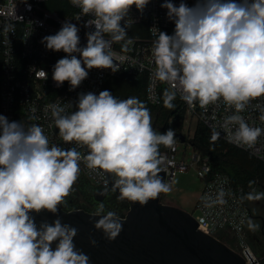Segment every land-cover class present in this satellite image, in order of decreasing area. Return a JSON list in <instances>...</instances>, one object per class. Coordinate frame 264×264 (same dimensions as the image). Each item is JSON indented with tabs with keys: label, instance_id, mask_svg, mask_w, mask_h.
Listing matches in <instances>:
<instances>
[{
	"label": "clouds",
	"instance_id": "clouds-1",
	"mask_svg": "<svg viewBox=\"0 0 264 264\" xmlns=\"http://www.w3.org/2000/svg\"><path fill=\"white\" fill-rule=\"evenodd\" d=\"M71 3L94 17L85 24L95 26V31L86 33L87 45L78 46L79 29L71 23L41 42L48 50L69 54L56 62L52 79L58 86L68 81L75 89L88 77L86 68L116 71L111 42L126 35L130 21L125 27L121 21L129 10L135 6L142 12L149 0ZM161 7L167 9L175 31L173 35L159 31L154 42L156 79L179 89L189 106L198 101L201 108L223 99L239 113L250 100L264 96V0H198L193 7L183 2L177 7L166 0ZM105 33L111 35V41L103 38ZM37 75L43 80L48 76L43 69ZM175 95V91L165 90V107H174ZM77 109L66 114L63 107L51 106L59 136L64 143L87 148L83 159L90 169L116 177L113 190H119L120 199L144 205L169 191L159 176L164 163L159 146L173 147L176 133L173 129L157 133L143 102L135 97L118 100L104 90L99 95L81 93ZM260 119L264 121V115ZM230 125H237L229 131V139L236 144L250 146L264 132L250 127L240 115L228 116L223 127L229 129ZM218 135L214 133V137ZM81 159L77 147H50L41 126L25 128L0 115V264H89V256L73 243L75 227L56 219L51 225L41 224L38 230L29 215L42 210L57 212L78 178ZM262 197L264 193L249 195L255 200ZM115 216L108 212L94 225L109 241L122 231ZM90 244L95 247L97 241L90 240Z\"/></svg>",
	"mask_w": 264,
	"mask_h": 264
},
{
	"label": "built area",
	"instance_id": "built-area-1",
	"mask_svg": "<svg viewBox=\"0 0 264 264\" xmlns=\"http://www.w3.org/2000/svg\"><path fill=\"white\" fill-rule=\"evenodd\" d=\"M46 1L0 0V115L5 116L9 122H20L25 128L33 124L41 126L50 147L57 145L65 150L77 147L82 157L79 174L89 177L97 188L108 187L106 175L100 169H90L87 166V161L83 159L86 155L84 147L63 142L59 129L56 128L51 106L63 107L66 114L75 112L78 110V97L81 93L99 95L103 86L105 90L108 78L122 74L144 79L146 98L154 106L163 105L165 90L175 91L176 95L171 103L178 106L175 111L184 112V123L187 116L197 115L199 121L209 130L219 134V138L264 162V132L249 146L236 144L229 139V131H234L237 125H230L229 129L223 127L228 116L240 115L250 127L264 129V121L260 119L264 115V96L250 100L239 113L223 99L201 108L198 101L189 106L181 98L179 89L155 78L154 42L158 39L159 31L168 35H173L175 31L174 21L168 18L167 9L161 7L166 0H149L142 12L133 6L121 21V27H125L128 19L130 21L126 25V35L121 41L111 42L110 50L116 71L86 68L88 77L75 89H71L68 81L58 86L52 79L56 62L69 54L62 50H48L41 41L45 36L58 33L65 23H71L79 29L78 46L85 47L86 33L95 31L94 25L85 27V24L94 17L91 14L84 15L71 2V12L61 15L48 9ZM168 2L177 7L182 2L193 7L198 0ZM77 17L80 19L77 20ZM6 26L9 27L8 31H5ZM103 38L111 41L110 34L105 33ZM72 55L81 58L79 53ZM40 69L48 74L46 80L37 75ZM173 121L174 117H171L169 129H172ZM178 139L175 136L173 147L159 151L164 158L161 168L165 172L166 184L173 183L178 173L195 167L199 177L205 182L195 210L190 212L198 222L200 230L225 242L243 256L246 264H262L249 240L248 226L252 209L247 189L234 182L229 174L215 170L210 157L201 152L195 153L190 161L186 160L185 152L182 157L178 156Z\"/></svg>",
	"mask_w": 264,
	"mask_h": 264
},
{
	"label": "water",
	"instance_id": "water-1",
	"mask_svg": "<svg viewBox=\"0 0 264 264\" xmlns=\"http://www.w3.org/2000/svg\"><path fill=\"white\" fill-rule=\"evenodd\" d=\"M156 120L152 125L158 133ZM175 136L183 142L186 140L182 132H176ZM84 150L87 155V148L84 147ZM103 173L108 187L96 188L93 193L95 199L103 201L110 191L120 197L119 190H113L116 177ZM159 176L166 183L165 172L161 171ZM125 200L129 203L127 213L115 216L122 224V231L111 241L106 239L102 230L94 227L101 216L108 212L84 208L65 209L60 205L55 214L42 210L39 213L30 212L29 215L38 230L41 224L51 225L56 219H60L62 224L75 227L77 236L73 243L76 250L89 256V264H246L243 256L225 242L200 230L198 222L189 211L163 202L162 194L144 205ZM93 239L97 241L95 247L90 244ZM57 243H52L53 250Z\"/></svg>",
	"mask_w": 264,
	"mask_h": 264
},
{
	"label": "trees",
	"instance_id": "trees-1",
	"mask_svg": "<svg viewBox=\"0 0 264 264\" xmlns=\"http://www.w3.org/2000/svg\"><path fill=\"white\" fill-rule=\"evenodd\" d=\"M70 2L71 0H47L46 6L61 15H66L72 10ZM105 90L112 93L118 100H124L129 97L138 98L149 109L151 120L152 118L154 120L157 118L159 122L164 121L163 130L167 131L169 129L170 118L174 117L172 129L175 133L183 131L184 112L175 111L178 106L174 103H172L174 105L173 108L165 107L164 103L160 106L151 105L146 98L144 79H135L128 74L111 77L106 80ZM191 143L198 147L203 154L210 157L215 170L229 174L234 182L243 185L247 192L257 190V188L263 189L264 162L252 158L246 153H241L238 148L218 136L214 137V133L200 121L197 124L196 133ZM124 202L125 200L119 201L117 203L119 204L118 207H121ZM113 209L108 212L123 216L120 213H116Z\"/></svg>",
	"mask_w": 264,
	"mask_h": 264
},
{
	"label": "rangeland",
	"instance_id": "rangeland-1",
	"mask_svg": "<svg viewBox=\"0 0 264 264\" xmlns=\"http://www.w3.org/2000/svg\"><path fill=\"white\" fill-rule=\"evenodd\" d=\"M131 29V28H130ZM189 121V122H188ZM154 122V119L152 118V124ZM199 122L198 116H187L186 117V122L183 125V133L186 135L187 140L186 141H181L178 139V152L177 155L182 157L185 152V157L186 160L190 161L191 158H193L194 154L197 152L203 153L201 150H199L198 147L193 145L191 143V140L193 139L195 133H196V127ZM164 121H158L157 123V128L156 130L158 133H165L166 131L162 129ZM166 148L164 145L159 146V151L162 149ZM239 151L242 153H246L248 156H251L252 158L257 159L255 156H253L251 153L239 149ZM205 182L203 179H201L197 173V170L195 167H191L189 170L186 172L178 173L173 181V183H167L169 187V191L163 192L164 193V199L163 202L165 203H174L181 208L189 211V212H194L197 201L199 199L200 193L203 190ZM77 188L78 191L74 195L77 197V200L75 201V204L73 207H79V206H85L86 209L90 211H104V206L103 205V210L100 209L99 203H97L94 198L92 197V193L95 191L96 187L94 184L89 182V179L87 178L86 175L83 173H80L78 175V178L74 184ZM260 193H264V189H259L257 190H251L248 192V198L249 195H257ZM70 199V196L68 198H65V203H67V200ZM253 200V199H249ZM262 202H264V197L261 199ZM257 201V200H256ZM127 202V203H126ZM119 204L114 205L112 209L116 213H120L121 215H125L129 209V203L128 201L125 200L124 203H122L121 207H118ZM68 206H70L68 204ZM71 208V207H69ZM256 211L259 212L258 208H256ZM256 225V229L258 226V220H250L249 226L253 227ZM253 244V243H252ZM253 249L254 251H258L259 249L253 244Z\"/></svg>",
	"mask_w": 264,
	"mask_h": 264
},
{
	"label": "flooded vegetation",
	"instance_id": "flooded-vegetation-1",
	"mask_svg": "<svg viewBox=\"0 0 264 264\" xmlns=\"http://www.w3.org/2000/svg\"><path fill=\"white\" fill-rule=\"evenodd\" d=\"M157 123H158V119L156 120V127H157ZM87 178L89 179V182L94 184V186L96 187L95 183L89 177ZM77 191H78V188L75 185H73V188L70 194L66 197L68 198L70 196V199L67 200V203L62 204L61 206H63L65 209H74V208L86 209L85 206L73 207L75 204V201L77 200V197L74 196L77 193ZM160 194H162L163 199H164V193L161 192ZM92 197L97 203L102 204V205L106 204L104 206L105 212H108L109 210H111L112 207H114V205H116L119 201L125 200V199H120V197L113 191H110L103 201L96 200L94 195ZM68 204L70 206H68ZM250 205L252 209L251 220L255 221L257 219L258 226H257V229H256V225L253 227L248 226L249 240H250L252 247H254L253 246L254 244L255 248L257 247L259 249L258 251H256V253L261 258L262 264H264V202H262L261 200L256 201L255 199H253V200H250ZM256 208H258L259 212L256 211Z\"/></svg>",
	"mask_w": 264,
	"mask_h": 264
},
{
	"label": "crops",
	"instance_id": "crops-1",
	"mask_svg": "<svg viewBox=\"0 0 264 264\" xmlns=\"http://www.w3.org/2000/svg\"><path fill=\"white\" fill-rule=\"evenodd\" d=\"M171 204H174V203H171ZM176 205V204H175Z\"/></svg>",
	"mask_w": 264,
	"mask_h": 264
}]
</instances>
